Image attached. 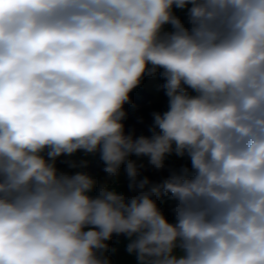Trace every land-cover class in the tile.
Here are the masks:
<instances>
[{
  "label": "clouds",
  "instance_id": "clouds-1",
  "mask_svg": "<svg viewBox=\"0 0 264 264\" xmlns=\"http://www.w3.org/2000/svg\"><path fill=\"white\" fill-rule=\"evenodd\" d=\"M159 69L168 110L134 138L124 105ZM78 151L107 178L57 168ZM172 154L191 167L159 182L130 158ZM113 234L138 264H264V0H0V264H111Z\"/></svg>",
  "mask_w": 264,
  "mask_h": 264
},
{
  "label": "trees",
  "instance_id": "trees-1",
  "mask_svg": "<svg viewBox=\"0 0 264 264\" xmlns=\"http://www.w3.org/2000/svg\"><path fill=\"white\" fill-rule=\"evenodd\" d=\"M162 71L163 69H159L158 71V98L155 99L154 95L144 88V81L147 79V75L142 78L140 84L130 93V102L124 105L126 117L122 121L125 128V134H132L134 138H138L141 135L150 137L152 135V131L150 129L154 124V117L152 116V113L160 112L162 114L168 110V97L162 87V85L165 83V79L161 75ZM68 157V155H62L61 157L57 158L56 166L58 169L66 164L64 161H67ZM183 164H188V166L191 167L190 160H187L185 163H179L174 160L167 161L165 162V169L161 171H156L152 166H149L141 169V178L146 175L151 180L159 182L162 178L169 175V168H179ZM104 167V162L100 159H96L89 161L86 167L79 168L75 172H85L91 175L94 172L103 171ZM128 184L129 180L127 179L125 184V195H134V193L129 190ZM169 198L170 196L164 193L153 197V199L157 201L158 207L162 212L165 211L166 207L164 205H160L159 203L162 200Z\"/></svg>",
  "mask_w": 264,
  "mask_h": 264
},
{
  "label": "rangeland",
  "instance_id": "rangeland-1",
  "mask_svg": "<svg viewBox=\"0 0 264 264\" xmlns=\"http://www.w3.org/2000/svg\"><path fill=\"white\" fill-rule=\"evenodd\" d=\"M173 11H174V14L178 16L182 20V22L185 23V26H189L187 24V9L174 8ZM165 31H171V25H165ZM158 71L156 72L155 75H151V76L147 75V79L144 81V88L148 92L152 93L155 99L159 97V89H158V84H157ZM189 92L195 95V93L192 92V90H189ZM130 158L136 160L138 165L139 164L145 165L144 168L151 166L148 163L147 157L132 156ZM96 159H100L99 153L95 155H90V154L84 153L83 151H78L75 154L68 157V160H76V161L87 160L88 162L91 160H96ZM170 160H174L179 163H185L188 160V158L186 156L181 158V157L176 156L175 154H172L166 158L165 162L170 161ZM123 167L124 166L121 167V174L116 179L115 184L113 185V182L109 180V185L110 187H113V186L116 187V190L119 193L125 194V191H126L125 184L127 182L128 177L126 173H124ZM78 169L79 168L70 169L67 164L59 168V170L67 171L70 174H74V172L77 171ZM91 176H93L97 181H103L104 179L107 178V174L104 171L94 172L93 174H91ZM90 195H93V196L96 195L95 189L93 190L92 193H90ZM159 204L164 205L166 207L163 213L166 216V218L169 220V222H175L174 217L171 212V208L174 205V201H172L169 198L166 200H162ZM129 242H130L129 239L124 234H120V235L113 234L112 238L105 242L108 244L109 248H108V251L104 253V255L110 260L111 264H138L136 255L130 254L127 251V245L129 244Z\"/></svg>",
  "mask_w": 264,
  "mask_h": 264
}]
</instances>
